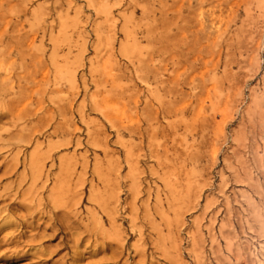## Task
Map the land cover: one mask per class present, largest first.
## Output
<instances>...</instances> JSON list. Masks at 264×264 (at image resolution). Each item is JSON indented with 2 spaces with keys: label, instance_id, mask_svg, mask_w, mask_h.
Segmentation results:
<instances>
[{
  "label": "rangeland",
  "instance_id": "1",
  "mask_svg": "<svg viewBox=\"0 0 264 264\" xmlns=\"http://www.w3.org/2000/svg\"><path fill=\"white\" fill-rule=\"evenodd\" d=\"M0 62V264H264V0H0Z\"/></svg>",
  "mask_w": 264,
  "mask_h": 264
},
{
  "label": "bare ground",
  "instance_id": "2",
  "mask_svg": "<svg viewBox=\"0 0 264 264\" xmlns=\"http://www.w3.org/2000/svg\"><path fill=\"white\" fill-rule=\"evenodd\" d=\"M1 62H0V66H1ZM107 209V208H106ZM5 211L3 209L0 208V234L1 232H3L4 229H10L13 226H17L16 230H13L10 232V235H14V237H12V241L13 243H17L18 241H16V231H18L21 227L24 226H31V222H28V214H33L32 212L29 211V213H26V215L21 216L22 220L21 222H18L17 220L14 219V215L11 214H5ZM19 217V216H18ZM17 221V222H16ZM22 230V229H21ZM11 241V242H12ZM1 252V251H0ZM19 254V253H18ZM18 257V255H16L15 253H12L10 255L5 254L3 252L0 253V261H5V262H13L16 258Z\"/></svg>",
  "mask_w": 264,
  "mask_h": 264
}]
</instances>
